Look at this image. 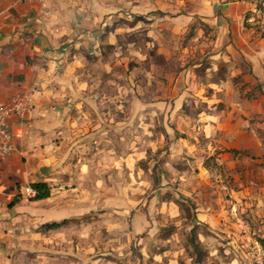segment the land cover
I'll return each mask as SVG.
<instances>
[{
  "label": "rangeland",
  "instance_id": "374dc122",
  "mask_svg": "<svg viewBox=\"0 0 264 264\" xmlns=\"http://www.w3.org/2000/svg\"><path fill=\"white\" fill-rule=\"evenodd\" d=\"M217 3L93 0L86 21L99 52H81L91 72L81 75L74 107L83 111L70 121L82 126L71 135L84 136L67 154L74 178L52 188L71 206L66 226L42 235L30 222L18 251L0 241V264H248L229 219L216 227L197 215L224 216L230 202L246 208L264 245L256 210H264V15L234 3L221 19ZM221 23L232 34L212 50ZM204 118L221 124L206 135ZM116 119L137 124L139 148L129 142L132 128H110L109 156L92 153L102 143L92 134ZM234 127L243 132L232 135ZM179 136L192 139L189 149L169 147ZM206 235L217 256L207 255Z\"/></svg>",
  "mask_w": 264,
  "mask_h": 264
},
{
  "label": "crops",
  "instance_id": "0c3cea01",
  "mask_svg": "<svg viewBox=\"0 0 264 264\" xmlns=\"http://www.w3.org/2000/svg\"><path fill=\"white\" fill-rule=\"evenodd\" d=\"M92 3L93 0H44L43 4L36 5L18 0H0V103L6 101L13 93L24 91L29 92L33 99V106L24 120L18 124L11 123V129L16 132H14V150L0 159V227L4 226L5 229L4 233H0V241L11 244L16 251L19 244L22 245L30 238L29 232L26 231L30 229V222L35 223L42 235L49 233L50 230H62L66 226V221L48 229H45L42 223L58 222L71 210L69 202L59 194L60 191L55 192L52 188L64 179L74 178L72 171L77 168V164H69L67 154L71 153L70 151L79 143L78 140L83 139L84 136L83 132L75 136L71 135V132L82 126L79 124L71 126L70 121L77 120V115L83 111L74 105L80 98L79 84L86 80V77L81 78V75H89L88 72H91L86 68L92 60L86 59L81 52L86 51L89 54L99 52V44L94 43L95 32L88 30L87 27L91 23L86 21ZM230 4H234L236 8L258 9L248 0H219L217 6L224 10L219 15L221 19H224L223 16L227 14ZM262 14L264 15L263 12ZM213 19L215 20L216 17ZM215 31L212 50L218 49L223 41L228 39V31L232 34V30H228L223 23ZM226 45H230V41ZM96 58L104 68L109 67L105 59ZM114 122L116 123L109 127L105 125V129L99 135L92 134L91 140L96 141L99 138L102 141L101 145L96 144L99 147L92 153L109 156L107 152L110 141L107 140L105 131L110 128L116 132H124L132 128V138L129 142H133V146L139 148L141 144L137 139L140 138L141 130L137 124L125 122V119H116ZM201 122H204V125L208 122V126H204L206 135L215 131L221 124L220 121L213 124L207 118ZM154 130L153 127L152 132ZM237 131L242 133L243 129L237 127L229 129L232 135ZM178 138L175 139V144L169 147L174 149L179 145V148L183 149L184 145L189 149L191 146L189 140L192 139L188 136ZM119 141L121 143L126 140ZM119 141H117L118 145ZM235 141L231 145H242L240 140L235 139ZM148 142L152 143L151 138ZM125 155L123 158L127 160ZM129 155L130 153L127 155L129 159L133 158ZM124 160L120 161L124 163ZM36 181L47 184L49 188L47 196L33 198L34 194L30 195L24 191V186L33 188L30 184ZM89 190L92 191L90 188ZM79 191L80 189L75 194ZM236 205L241 213L246 211V208L239 207L237 203ZM225 210L224 216L223 209H220L221 212L218 210L215 215L211 210L198 212L197 215L205 214L203 221L218 227L219 221L228 223L225 220L229 219L227 209ZM247 210L252 214L255 208L248 207ZM256 210L260 215H264V210L258 207ZM218 213H221V216H218ZM235 238L236 234L233 240ZM200 241L205 245L212 242L208 235L200 238ZM210 244L204 245L208 250L207 255L217 256L214 247L213 250L208 249Z\"/></svg>",
  "mask_w": 264,
  "mask_h": 264
},
{
  "label": "built area",
  "instance_id": "2783aa9c",
  "mask_svg": "<svg viewBox=\"0 0 264 264\" xmlns=\"http://www.w3.org/2000/svg\"><path fill=\"white\" fill-rule=\"evenodd\" d=\"M27 4H43L44 0H18ZM254 7L264 13V0H248ZM33 106V99L29 92L13 93L8 99L0 103V159L14 150V134L11 123H21ZM15 132V133H14ZM24 191L33 195L35 190L24 186ZM208 208V207H206ZM227 215L235 228L239 246L248 258V264H264V245L254 234L248 220L238 210L236 203L228 204ZM238 244V243H237Z\"/></svg>",
  "mask_w": 264,
  "mask_h": 264
},
{
  "label": "trees",
  "instance_id": "16d2710c",
  "mask_svg": "<svg viewBox=\"0 0 264 264\" xmlns=\"http://www.w3.org/2000/svg\"><path fill=\"white\" fill-rule=\"evenodd\" d=\"M30 185L35 190L33 198L45 197L49 193V188H48V186H47V184L45 182L36 181V182H32ZM64 222H65V219H62V220H60L58 222L57 221H51V222L44 223L43 226L46 229L54 228V227H57V226H59L60 224H62Z\"/></svg>",
  "mask_w": 264,
  "mask_h": 264
}]
</instances>
